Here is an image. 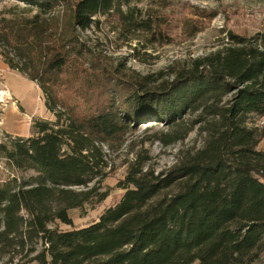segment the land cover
Segmentation results:
<instances>
[{
  "label": "trees",
  "instance_id": "1",
  "mask_svg": "<svg viewBox=\"0 0 264 264\" xmlns=\"http://www.w3.org/2000/svg\"><path fill=\"white\" fill-rule=\"evenodd\" d=\"M15 1L32 14L1 17L0 46L55 121L0 143L9 167L30 172L0 184V264H264V30L223 31L206 54L140 75L83 37L110 21L127 41L162 42L133 0ZM148 122L163 123L165 144L198 126L203 145L160 171L134 159L121 198L75 225L71 210L109 196L105 146Z\"/></svg>",
  "mask_w": 264,
  "mask_h": 264
},
{
  "label": "rangeland",
  "instance_id": "2",
  "mask_svg": "<svg viewBox=\"0 0 264 264\" xmlns=\"http://www.w3.org/2000/svg\"><path fill=\"white\" fill-rule=\"evenodd\" d=\"M130 5L144 16L153 17L163 34L162 42L152 44L147 32L139 33V39L127 41L125 34L114 30L116 22L110 21L94 25L83 37L92 47L103 50L114 66L122 63L125 70L140 75H165L174 61L206 54L220 43L223 31L245 35L264 30V0H133ZM30 14L23 3L0 0V18ZM38 119L55 121L45 94L25 72L9 64L0 46V143L32 136L33 124ZM197 129L198 126L192 129L183 141L165 144L160 138L165 131L163 123H139L126 133L121 144L105 146L111 170L103 181V189L109 191V196L99 204L71 210L75 225L97 220L121 198L124 190L119 184L134 159L139 158L160 171L176 161L181 148L201 147L203 137ZM260 147L264 148V143ZM29 174L12 169L0 156V184L13 175Z\"/></svg>",
  "mask_w": 264,
  "mask_h": 264
}]
</instances>
